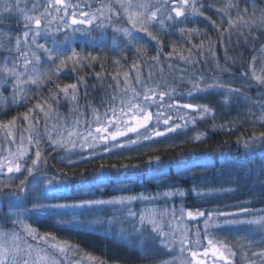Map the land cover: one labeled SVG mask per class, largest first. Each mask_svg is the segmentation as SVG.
<instances>
[{"label": "rangeland", "instance_id": "rangeland-1", "mask_svg": "<svg viewBox=\"0 0 264 264\" xmlns=\"http://www.w3.org/2000/svg\"><path fill=\"white\" fill-rule=\"evenodd\" d=\"M72 4L82 2V0H69ZM92 4L93 8L99 7L101 2H107V0H83ZM228 0H198L197 6L203 4L202 9L204 15L197 16L194 21H188L185 23H177L175 27L169 29L168 34L156 32L158 39L162 42V51L156 41H153L147 35L140 33L138 34L140 44L143 45V50L137 54L134 46H127V41L122 35L117 36L111 30L107 29L103 32V36L100 31L93 29L90 35L73 34L71 29H64L61 32L54 33L51 37H42L39 39V43L46 44L48 47H55L52 43L56 40L58 43H66L70 47L66 50L70 53L71 49L74 48L80 55L84 56L91 54L96 57V60L83 61V67L77 66V70H72V65L69 64L67 68H64L59 73V78L53 80L52 83L46 84L42 90L36 94L32 99L31 108L38 100H42L48 96L50 87L55 88V83L62 78L71 80V83H76L79 78H84V84L78 85V99L76 102H65L61 99L60 104L55 107V111L60 114L61 117L66 118L67 122L71 124L73 119H80L82 121L80 129L83 130L86 125L83 121H92L93 109H98L102 114L109 106V101L112 96L117 97V103H119L120 96L124 95L122 89L127 86L129 89L135 88L138 91L144 90V85L149 88H156L157 92L165 91L168 89H175V94L169 97H165V105L173 100L178 101L180 104L194 103V104H207L213 108L215 118L207 116L204 120L197 118L196 125L189 124L187 129L171 133L167 136L158 137L154 140L144 141L141 140L137 144H131L124 148H115L110 153H103L102 150L99 155L91 157L87 161H79L76 165H67L61 161L62 152L57 150L52 152L46 145L43 146L45 155H52L56 165L47 166L45 174L48 177H54L55 181L61 179L62 173H69L74 168L87 164L96 160L101 159H113V158H125L132 157L140 154H144L149 151H155L163 147H173L177 144H182L187 141H194L193 137L197 133L207 132L206 129L214 130L220 125H223V129H229L232 125L237 124L238 118L246 117L248 122L255 125H261L258 122V118L261 115L262 109L260 103H264V86L257 85L255 82L249 83L241 75L242 72L246 71L249 63L253 57H256V64L259 66L264 62V53L260 51L264 43H256L258 40L253 39V36L258 37L260 33H264V27H260L259 17L260 12L257 11L256 15L253 16L251 8L248 13H244L243 9L248 6L247 0H233V3L239 4L240 14L244 16L247 21H255L256 26L249 35V29L244 27L237 20V9H228V15L222 12H218L217 9H222L227 4ZM41 3H46V0H41ZM31 7V3L28 5ZM171 6V5H169ZM23 7V4L21 5ZM257 9L264 8V0H257ZM87 10V9H85ZM43 11V7L39 9ZM71 11V9H70ZM53 15L55 12L53 11ZM174 15V14H173ZM229 16L233 20H237V27L229 29L228 19ZM22 17L16 13L8 16L5 15L0 20V33H3L5 37L11 36L14 40L17 36H22L24 25L21 22ZM212 21H215L213 26ZM171 23L166 21V24ZM57 26L56 22L51 25L52 29ZM118 26H127L126 24H120ZM181 28L196 29V32H190V34L182 35L180 32ZM243 31V36L240 32ZM67 38V39H66ZM113 39L119 47L113 46ZM103 40V42H101ZM4 43L8 47H12L8 44L7 40ZM23 49V40L21 42ZM175 48V51H174ZM211 48V51H209ZM249 48V55L243 56L244 49ZM251 50V51H250ZM160 52L159 60H153L151 57L157 55ZM246 52V53H247ZM172 54L169 56V54ZM186 59H181L180 54ZM3 55H12V53L0 54V59ZM243 62H237L235 56H241ZM248 57V58H246ZM119 60L120 63L116 64L115 61ZM191 61L189 63L188 61ZM42 62L47 68L51 62ZM139 65L138 69H133V63ZM56 63H59L57 60ZM223 69H227L224 71ZM117 72L120 75L117 79L120 81V87H116V82L113 77L116 76ZM128 72V84H124L123 73ZM100 74L99 78L97 74ZM139 73L141 83H136V76ZM149 73H151V79H149ZM203 76L206 82H212L213 79H218L225 85H230L233 88L242 89L243 95L236 97L234 94L229 96L224 89H215L206 93H199L194 98L187 96L188 90L192 87L189 83L190 80H197ZM62 83L60 86L63 87L66 84ZM86 85V87L84 86ZM111 86V87H110ZM45 95L42 96L43 92ZM86 93V95H85ZM9 91H5L4 95L8 96ZM62 95V94H61ZM130 95V92L128 93ZM247 97L248 99H245ZM228 102L225 103V99ZM256 103H253V102ZM25 102V103H28ZM22 103L20 106H22ZM74 104L76 105V111L73 113L71 109ZM20 106H13L10 109H0V123H5L1 120V116L11 109L18 108ZM153 111L156 109L153 108ZM38 111V110H37ZM166 113L170 112L175 118L178 113L176 109L168 110L164 109ZM188 112L190 116H195L190 110L179 111V115H184ZM188 117L186 116V119ZM240 119V118H239ZM55 122V118L49 121V125ZM176 123L183 124V121L178 119ZM239 123V122H238ZM247 124V123H246ZM248 125V124H247ZM249 126V125H248ZM251 126V125H250ZM164 125L160 124V130L164 129ZM28 122H25L22 118L20 121H16V126L12 129L15 135V143H10L7 138L5 130L0 129V157L8 156L9 152L15 153L18 148L21 147V136H23V146L29 148V156H34L35 149L28 145L27 136L29 135ZM221 128V127H219ZM37 129L43 132V115L41 114V123L37 126ZM34 135V133H33ZM136 139L135 134L129 133V137L121 139V143H127V140ZM88 155V153H84ZM25 161L30 165L31 160L25 157ZM210 164V165H207ZM57 167L63 168L59 171ZM211 169L215 167L213 160H202L198 161L187 168L182 174L181 178L189 180V182H172L169 177L164 175H157L153 181L154 190L152 193L140 192L135 193L133 184L130 182H122L117 186V189L112 191L109 196L104 195L105 190L101 184H97L98 191L94 190L92 186H84L81 188L72 189L68 184H56L50 189L40 188L34 191L32 185L36 184L37 180L33 177H29V183L25 186L26 192L21 198L24 200H16L11 193L16 192V187L19 184V180L24 179L27 174H16L19 178L15 179L12 186L4 190L8 195L6 203L0 202V230L17 231L22 236L23 233L21 227L17 224L14 225L11 221L16 219L11 213L22 211L23 209H32L33 204L39 202L42 204H75L80 203L83 200H109L118 197L128 196H155L158 193L165 191L181 189L185 191V196L179 197L174 196L171 198L161 197L155 201L147 200H133L127 207L132 211L139 213L146 208H158L168 209L169 211L175 210L179 215L180 209L183 208L185 213L187 211L196 212L197 210L208 212L219 213H234L237 215L223 217L214 216L210 222L209 236L214 240L224 241L229 245L235 256H230L232 264H249V261H256V264H260L258 257L252 256L253 252H258L264 249V232L258 231L255 225H248L242 223L226 224L225 220L245 221L252 220L258 216H264V152L260 153L257 159L249 163L235 164L234 162H222V166L218 168V182L208 183L212 181V175H209L204 168ZM199 175L203 177L197 178ZM35 177L40 178V173H36ZM7 179L6 176L0 175V182ZM202 184V186L200 185ZM196 185V190L200 192H207L209 195L205 197H197L195 193L187 187ZM47 195H44V192ZM103 192V193H102ZM188 195L193 197L188 198ZM119 207V206H117ZM242 208L249 209V212H242ZM125 211L113 213L109 206H94L92 208H45L43 210L32 212L27 214L26 222L38 230L40 235L51 233L56 237L58 241H67L73 246H78L68 240L61 238L60 236L69 235L76 238H86L87 240L99 237L103 240L107 239V244L116 248H123L128 253H136L138 258L144 260L145 264H164L168 261L169 264H180V254L177 249L175 252L169 253L163 248L157 247L154 243L149 241L143 244V251H138L136 247L137 241L140 237L133 231V225L140 227L135 218L126 217ZM115 214L120 218L121 223L109 225L106 221L104 224H95L94 221L97 217H108ZM76 218L80 223H58V221H70ZM171 220V217H168ZM173 226L177 224V221H172ZM182 226H186L195 231L198 227L201 230L203 236L204 232V218H198L197 221L189 220L185 216V219L179 222ZM216 225H219L218 227ZM123 227L126 230V234L129 236V241L126 242L121 239L118 233L120 228ZM111 231H107V229ZM167 230V228L165 229ZM147 236V233L145 234ZM191 235V233H190ZM93 236V237H91ZM249 238L253 241L249 243ZM28 244H32L34 247H42L52 253L51 249H48L46 244H37V241H33L30 237L26 238ZM204 245L207 244V240H203ZM25 247L24 244L21 245ZM80 255L73 256L69 255L65 260L64 264H68V261L73 259L79 260L81 264H101V260L95 257V261H89L87 259L88 254L80 247ZM203 251V249H200ZM41 255H44L42 252ZM57 259H63L59 257ZM225 255H230L225 252ZM92 256V255H91ZM187 256V253H185ZM35 253H33V258ZM94 257V256H92ZM147 257V258H146ZM208 264H212V258H205ZM103 264V263H102ZM218 264H224L223 261H219Z\"/></svg>", "mask_w": 264, "mask_h": 264}, {"label": "snow or ice", "instance_id": "snow-or-ice-1", "mask_svg": "<svg viewBox=\"0 0 264 264\" xmlns=\"http://www.w3.org/2000/svg\"><path fill=\"white\" fill-rule=\"evenodd\" d=\"M29 3H31V7L28 6ZM22 4L23 7H21ZM197 4L198 0H107V2H101L99 7L93 8L91 3L83 2V0L77 4H72L69 0H46V3H41V0H0V20L5 15L10 16L16 13L22 17L21 22L24 25L22 36H17L14 44L11 36L5 37L3 33H0V54L12 53V55H3L0 59V109L6 110L28 102L46 84L52 83L54 78L58 79L59 73L67 68L69 64L72 65V70L76 71L77 66L83 67V61L97 59L91 56L90 53L82 56L74 48L69 53L66 49L70 46L66 43H58L56 40L52 41L56 45L55 47H48L46 44L39 43L40 38L51 37L54 33L61 32L64 29H71L73 34L79 33L86 36L90 35L93 29H96L103 36V32L111 28L114 34L117 36L122 35L127 41L126 47L129 45L134 46L137 54L143 50V45L140 44L138 36L140 33L156 41L160 46V51H162V42L154 33L168 34L169 29L175 27L177 23L194 21L197 16H203L202 9L204 5L200 4L198 7ZM247 4L248 6L243 9V12L248 13L249 8H251L252 15L255 16L259 11L260 27H264V8L257 9V0H247ZM41 7H43V11H39ZM230 8L237 9V20L249 29V35H251L256 22L244 19V16L240 14L238 2L233 3V0H228L225 7L217 9V11L228 15V9ZM53 11L55 15H53ZM237 20H233L229 16V29L237 27ZM166 21L171 23L166 24ZM54 22L57 26L52 29L51 25ZM122 23L127 26H118ZM212 24L215 26V21H212ZM196 31V29H180L182 35ZM240 34L243 36V31ZM252 38L256 39L257 37L253 36ZM4 40H7L12 47H8ZM22 40L23 49L21 47ZM112 43L114 47H119L115 39ZM209 51H211V48H209ZM260 51L264 53V46L261 47ZM171 55L170 53L169 56ZM159 56L160 52L158 51L157 55L151 57V59L158 61ZM42 57L44 61L51 62L47 68L42 62ZM180 58L186 59L182 53ZM57 60L59 63H56ZM188 62L191 63L190 60ZM115 63L119 64L120 61L117 60ZM138 67L139 65L134 62L132 68L138 69ZM223 70L227 71V69ZM119 75L120 73L117 72L116 76L113 77L117 88L120 87V81L117 79ZM241 75L249 83L255 82L257 85L264 86V62L257 66L256 57H253L247 70L242 72ZM99 76L98 73L97 77L99 78ZM123 76L125 78L124 84L127 85L129 73L124 72ZM148 78L151 79V73H149ZM135 79L136 83H141L139 73ZM189 83L192 87L188 90L187 96L193 98L199 93H206L215 89H224L229 96L234 94L236 97H240L243 95L242 89L225 85L218 79L206 82L205 78L201 76L197 80H190ZM83 84V77L79 78L76 83L66 84L63 87L56 84L54 89L49 90L46 98L38 100L32 108L22 114V117L14 116L11 120L0 123V129L6 131L9 142L15 143V135L12 129L16 126L17 119L22 118L25 122H28L29 135L27 136V143L35 149L34 156H29V148L23 146L25 138L21 136V147L15 153L9 152L8 156L0 157V175L7 177L5 181L0 182V193L10 188L14 180L19 178L16 174H24L25 172L27 174L24 179L19 180L16 192L11 193L16 200H20L25 195V186L29 183V177L37 180L36 184L32 185L34 191L40 188L50 189L54 183H65L68 178L63 175L59 181H55L54 177H48L45 174L49 161L43 150L44 145L52 152L61 150L62 162L67 165H76L78 160L87 161L91 157L99 155L100 152L97 150L110 153L115 148H124L131 144H137L141 140H154L158 137L183 131L187 129L189 124L195 126L197 118L200 120H204L207 116L215 118L213 108L207 104L190 102L180 104L178 101L173 100L165 105V97L174 95L175 89L157 92L156 88H149L144 85V90L138 91L135 88L129 89L125 86L122 89L124 95L120 96L119 103H117V97L114 95L110 98L109 106L104 113L101 114L98 109H93L92 121H83L86 127L81 130L82 121L80 119H73L69 124L66 118L61 117L55 111L54 106H58L61 99L65 102H76L79 92L78 85ZM84 86L86 87V85ZM5 91H9L10 94L5 96ZM129 92L130 95H128ZM245 99L248 98L245 97ZM224 102L227 103L228 99L226 98ZM165 107L168 110L176 109L178 115L174 118L170 112L166 113L164 111ZM153 108L156 110L153 111ZM260 108L262 112L258 122L261 126H264V103H260ZM181 109L190 110L196 115L194 117L190 116L187 111L184 115H179ZM71 111L75 113V104ZM41 114L43 115L42 133L37 129V126L41 123ZM53 118H55V122L49 125V121ZM176 119L184 123H176ZM160 124L165 126L163 130L159 128ZM219 127L223 128L224 126L220 125ZM129 133L135 134L136 139L129 138L127 143H121V139L129 137ZM204 138V133H197L193 137L196 141H202ZM237 143H241V140H238ZM257 146L264 147V132L258 135L253 133L249 139L242 142L244 149H254ZM86 152L88 155H84ZM25 157L31 160L30 165L26 163ZM73 157H77L78 160L73 159ZM153 160L159 161L160 157L150 158L149 163H152ZM112 167L116 166L112 165ZM124 167H128V165H124ZM262 171H264V168H262ZM36 173H40L39 179L35 177ZM94 179L98 183H103L102 176L94 177ZM191 191L197 197L209 195L207 192H200L196 189ZM185 194L184 190L175 189L158 193L155 196L140 195L109 200H83L75 204H42L37 202L33 204L32 209H23L11 213L16 217L11 222L21 227L24 236L17 231L0 230V264H64V260L70 254L73 256L80 255L79 246H73L67 241H58L51 233L40 235L37 229L26 222V216L45 208H92L94 206H109L113 213L126 209L125 216L137 220L140 227L133 225V231L140 237V240L136 243L138 251H143V244L151 241L157 247L163 248L169 253L178 249L180 264H208L205 259L208 257L212 258V264H218L219 261H223L224 264H232L230 256H235V253L232 252L229 245L224 241L214 240L208 232L210 222L214 216L228 217L237 214L225 212H208L206 214L200 210L185 213L183 208L180 209L179 215L175 210L169 211L168 209L158 208H146L137 213L127 207L133 200L155 201L161 197H183ZM44 195H47L46 191ZM241 211L247 213L249 209L242 208ZM169 216L171 220L168 219ZM185 216L193 221L204 218L203 236L198 227L193 232L192 229L179 223L185 219ZM105 221L109 225L121 223L120 218L115 214L108 217H97L94 223L104 224ZM172 221H177V224L173 226ZM58 223H80V221L73 217L70 221L61 220ZM225 223L255 225L258 231L264 232V216L245 221L225 220ZM166 228L167 230H165ZM107 231H111V229L109 228ZM118 235L126 242L129 241V236L123 227L120 228ZM27 237L37 241L38 245L46 244L48 249L52 250V253H48L42 247H34L32 244H28ZM205 239L207 240L206 245L203 243ZM252 242L249 238V243ZM22 244L25 247H22ZM201 248L203 251L200 250ZM42 252L44 255H41ZM225 252L230 255H225ZM33 253H35L34 258ZM185 253H187V256H185ZM56 254L63 259H57ZM252 256L258 257L260 264H264V249L253 252ZM87 259L89 261L96 260L91 255H88ZM68 264H81V262L73 259L68 261ZM164 264H169V262L165 261ZM249 264H256V261H249Z\"/></svg>", "mask_w": 264, "mask_h": 264}, {"label": "trees", "instance_id": "trees-1", "mask_svg": "<svg viewBox=\"0 0 264 264\" xmlns=\"http://www.w3.org/2000/svg\"><path fill=\"white\" fill-rule=\"evenodd\" d=\"M257 40L256 43H264V33H260ZM246 50L249 51V48L244 49L242 53L243 56L249 55ZM235 59L237 62H243L242 55L235 56ZM62 83H71V80L62 78L55 83V86L56 84L61 85ZM50 88L53 89V87ZM45 92H47V89L43 92L42 96L45 95ZM32 102H35L34 99L28 103H24L18 108L7 111L1 116V120L7 122L14 116L22 117V114L31 108ZM239 118L236 126L232 125L229 129L219 127L214 130L209 128L206 129L205 131L207 134L202 141L190 140L173 147H163L132 157L101 159L82 164L69 173H62L64 177L68 178L65 184L67 183L72 189L90 185L94 190L98 191L96 186L101 183H98L94 177L102 176L103 183L101 185L105 190L104 195L106 196L111 195L112 191L117 189V186L122 182L132 183L135 193H152L154 190L153 181L157 178V175L169 177L172 182L176 183L181 181L189 182L188 179L184 180L181 178L182 174H184V171H186L189 166L198 161L213 160L215 162V167L211 169L205 167L204 169L209 175H212V181L208 183H214L216 185L218 182V176H216V173H218L217 169L222 166L223 161H232L235 164L249 163L257 159L260 153L264 152V147L260 146L254 149H244L242 147L243 140L249 139L253 133L258 135L264 132V126L255 125L256 122L251 124V122H248V119L244 116L242 117V115ZM20 119L21 118L17 120L20 121ZM238 140H241V143H237ZM156 156H159L160 160H153L152 163H149L150 158ZM47 159L49 161V166L55 167L56 164L53 163V156L48 155ZM112 165L116 167H112ZM124 165H128V167H124ZM57 169L59 171L63 170L61 167H57ZM201 177L203 176L199 175L197 178ZM200 185L202 186L201 183ZM193 186L194 187L189 186L187 189H196V185ZM7 193H0V202H7L9 199ZM190 197L192 198L193 196L188 195V198ZM23 200L24 199L21 198V201ZM60 237L78 245L88 255L98 257L103 264H145L144 260L138 258L136 253H128L127 250L123 248L111 246L109 243L107 244V239L103 240L98 236L94 237V239L89 238L88 240L82 238L83 236L80 238L69 235Z\"/></svg>", "mask_w": 264, "mask_h": 264}]
</instances>
